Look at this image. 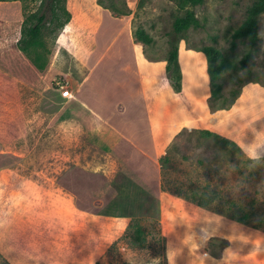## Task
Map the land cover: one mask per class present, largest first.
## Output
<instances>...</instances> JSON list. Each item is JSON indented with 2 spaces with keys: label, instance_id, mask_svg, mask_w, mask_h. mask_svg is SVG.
<instances>
[{
  "label": "rangeland",
  "instance_id": "rangeland-1",
  "mask_svg": "<svg viewBox=\"0 0 264 264\" xmlns=\"http://www.w3.org/2000/svg\"><path fill=\"white\" fill-rule=\"evenodd\" d=\"M115 1L127 14L97 0H66L71 20L58 27L46 11L29 47L26 29L47 0H0V264H264V89L244 96L249 87L264 88V12L257 43L238 39L231 49L252 0L185 8L178 0ZM186 11L200 26L174 32V19ZM137 27L151 44L134 38ZM203 45L232 64L218 98L207 64L206 77L200 67L196 48ZM174 48L177 60L167 69ZM245 52L251 57L240 68ZM136 53L155 80L142 94L156 122L155 152L70 158L63 164L86 170L58 174L49 156L53 115L67 116L58 101L71 91L69 71L123 69ZM242 96L237 104L256 124L219 130L208 113ZM56 184L75 200L58 196Z\"/></svg>",
  "mask_w": 264,
  "mask_h": 264
},
{
  "label": "crops",
  "instance_id": "crops-1",
  "mask_svg": "<svg viewBox=\"0 0 264 264\" xmlns=\"http://www.w3.org/2000/svg\"><path fill=\"white\" fill-rule=\"evenodd\" d=\"M199 56L202 59L200 67L204 68L206 77L207 60L201 51H199ZM141 64L142 60L136 53L132 63L123 69L95 71V69L86 70L79 67L69 71V83L72 91L69 90V93L72 96L66 98L61 95L62 97L58 101L62 109L63 107L67 108V116L60 117L66 111L63 113L58 111L53 115V148L49 156L54 159L52 169L57 168L58 174L67 170H71V172L77 169L86 170V167L64 165V160L70 158H81L80 160L84 161L86 158L103 153L114 158L123 155L125 157L143 156L148 158L152 152H155L156 122L152 119L151 111L147 107V97L144 98L145 96L142 95L146 83L153 86L155 80L152 76L145 74L141 69ZM256 89L263 90L264 88L249 87L244 96ZM243 98L242 96L238 99L230 108L209 112L208 116L214 126L217 125V128L221 127V124L224 127L232 124L242 126L246 125L248 121L256 124L250 116L242 113L245 111L244 107L238 106V101ZM235 115L238 116L233 119ZM26 136L23 134L20 140L25 139ZM142 141L152 144L148 148L142 147L141 144H135ZM95 172L96 170L92 171V173ZM138 172L147 174L145 170ZM55 186L56 190H59L58 196L66 198L69 202L75 200V194L64 190L62 184Z\"/></svg>",
  "mask_w": 264,
  "mask_h": 264
},
{
  "label": "trees",
  "instance_id": "trees-1",
  "mask_svg": "<svg viewBox=\"0 0 264 264\" xmlns=\"http://www.w3.org/2000/svg\"><path fill=\"white\" fill-rule=\"evenodd\" d=\"M97 0V4L104 9H111L115 13L127 14V11L120 7L115 0ZM204 0H178L181 8H185L187 5H197L202 3ZM66 0H47L44 11L36 15L34 24L28 26L26 29L27 37L22 40L24 45L33 47L37 43L36 39L39 35L41 25L46 23V11L49 12L50 21L56 20L58 27H63L65 23H68L71 18V13L65 5ZM143 0L139 1V5ZM264 12V0H252L251 4L247 7L245 17L242 22L235 27L231 34L232 41L230 48L234 49L236 46V40H246L250 45L254 46L259 40L258 35V16ZM58 14L62 15V19L58 20ZM45 21V22H44ZM200 23L192 11H186L184 15L178 16L174 19L172 28L176 33H182L189 28H197ZM134 38L144 45H149L152 42V37L142 27H137L133 31ZM201 51L207 60V73L209 76L211 86V96L218 98L220 95L221 85L219 79L223 73L232 68V64L229 59L225 57L223 52L213 45H203L196 48ZM251 57V52H245L240 59V68H244L247 64L248 59ZM177 60V48L172 49L168 55L167 69L174 66ZM42 67V66H41ZM204 134H210L208 131H202ZM20 134L18 131L12 133V137H18Z\"/></svg>",
  "mask_w": 264,
  "mask_h": 264
},
{
  "label": "built area",
  "instance_id": "built-area-1",
  "mask_svg": "<svg viewBox=\"0 0 264 264\" xmlns=\"http://www.w3.org/2000/svg\"><path fill=\"white\" fill-rule=\"evenodd\" d=\"M70 91L68 89L64 90L62 93H63V96H65L66 98H69L72 96L71 93H69Z\"/></svg>",
  "mask_w": 264,
  "mask_h": 264
},
{
  "label": "clouds",
  "instance_id": "clouds-1",
  "mask_svg": "<svg viewBox=\"0 0 264 264\" xmlns=\"http://www.w3.org/2000/svg\"><path fill=\"white\" fill-rule=\"evenodd\" d=\"M252 155L253 158H255V154L254 153H250Z\"/></svg>",
  "mask_w": 264,
  "mask_h": 264
}]
</instances>
